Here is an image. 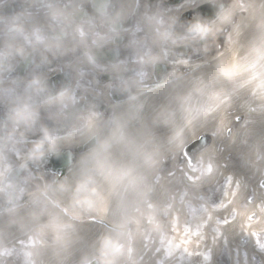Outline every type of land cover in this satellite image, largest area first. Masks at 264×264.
<instances>
[{"label":"clouds","instance_id":"1","mask_svg":"<svg viewBox=\"0 0 264 264\" xmlns=\"http://www.w3.org/2000/svg\"><path fill=\"white\" fill-rule=\"evenodd\" d=\"M12 3L21 10L4 15ZM217 3L0 0V237L12 248L0 264H130L104 250L105 233L73 260L71 209L98 196L182 216L186 264H264V230L239 228L241 208L264 216V0L232 77L219 58L198 71L229 23L223 6L198 11ZM40 226L47 246L17 255Z\"/></svg>","mask_w":264,"mask_h":264},{"label":"bare ground","instance_id":"2","mask_svg":"<svg viewBox=\"0 0 264 264\" xmlns=\"http://www.w3.org/2000/svg\"><path fill=\"white\" fill-rule=\"evenodd\" d=\"M260 8L261 0H229V23L218 25L219 31L214 32L207 40V56L204 61L199 62L201 68L198 71L213 72L217 58L220 67L230 77L239 71L237 57L243 56L247 50L249 40L255 32ZM225 32L227 34L223 48L216 50L213 43ZM2 113L3 109L0 108V115ZM221 126L223 127V121ZM51 176L49 174L47 178L51 179ZM30 183L40 184L41 181ZM51 191L52 195H56L55 189ZM71 211L78 221V224L69 230L79 239L74 249V261L90 259L97 237L105 233L101 242L112 259L123 257L130 264H154L157 259L160 264H186L187 258L179 251L181 247L191 250L185 240L187 229L184 218L177 217L172 209L162 202L153 203L144 197L138 203H125L118 211L109 198L98 196L95 199L74 202ZM249 214V209L241 208L239 228L249 236L255 237L264 230V216L250 220L246 218ZM165 216L167 220L164 219ZM45 232L44 226H40L28 239L21 240L20 245L16 247V254L31 251L33 245L37 248L47 246ZM9 243L8 239L0 237V258H5V253L12 252ZM258 243L264 244V236ZM153 254L154 259L150 261L149 258L153 257Z\"/></svg>","mask_w":264,"mask_h":264},{"label":"rangeland","instance_id":"3","mask_svg":"<svg viewBox=\"0 0 264 264\" xmlns=\"http://www.w3.org/2000/svg\"><path fill=\"white\" fill-rule=\"evenodd\" d=\"M222 43H223V34L220 36V38L216 42L213 43L215 46V49L219 50ZM23 193H24V188L20 186V188L16 191V193H14V195L16 198H20L21 194L23 195ZM11 196L12 195L10 194L9 199H11Z\"/></svg>","mask_w":264,"mask_h":264},{"label":"flooded vegetation","instance_id":"4","mask_svg":"<svg viewBox=\"0 0 264 264\" xmlns=\"http://www.w3.org/2000/svg\"><path fill=\"white\" fill-rule=\"evenodd\" d=\"M20 5L18 3H12L11 6H6L3 10L4 15H13L14 13L20 11ZM51 167V166H50Z\"/></svg>","mask_w":264,"mask_h":264},{"label":"water","instance_id":"5","mask_svg":"<svg viewBox=\"0 0 264 264\" xmlns=\"http://www.w3.org/2000/svg\"><path fill=\"white\" fill-rule=\"evenodd\" d=\"M209 6H203L198 11H205L206 13L202 12L203 15L208 16L209 18L214 19L216 12L219 10V8L213 9L212 11L208 10ZM225 8V6H223Z\"/></svg>","mask_w":264,"mask_h":264}]
</instances>
